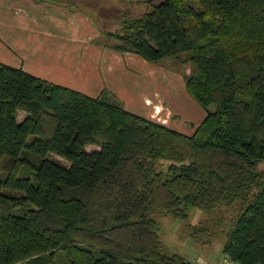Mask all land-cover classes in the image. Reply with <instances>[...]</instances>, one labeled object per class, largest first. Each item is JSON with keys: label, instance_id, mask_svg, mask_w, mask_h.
Instances as JSON below:
<instances>
[{"label": "trees", "instance_id": "16d2710c", "mask_svg": "<svg viewBox=\"0 0 264 264\" xmlns=\"http://www.w3.org/2000/svg\"><path fill=\"white\" fill-rule=\"evenodd\" d=\"M120 27L119 51L188 52L207 114L186 133L0 60V264H193L155 215L194 207L213 214L189 226L200 243L264 264V0H160Z\"/></svg>", "mask_w": 264, "mask_h": 264}, {"label": "rangeland", "instance_id": "374dc122", "mask_svg": "<svg viewBox=\"0 0 264 264\" xmlns=\"http://www.w3.org/2000/svg\"><path fill=\"white\" fill-rule=\"evenodd\" d=\"M20 1L23 2V0ZM36 1L40 2V9L50 7L51 9L54 8L52 10L54 14H66L60 16L64 20L63 23L51 20L53 25H47V27L52 28L54 35L66 40L71 39L70 37L77 33L75 38L78 39V42L74 45H68V48L65 49L62 65L59 66V69L68 66L64 69L65 73L59 72L61 75L59 79H64L62 83L75 86V88L91 95H97L104 88L108 90L114 88L115 93L121 97L127 108L186 133H192L205 117L206 109L186 89L185 75L189 74L192 68L187 59L188 52H182L179 58H166L159 62L149 61L135 53L139 60L131 61L125 52L112 47L118 40L110 36L109 32L115 33L120 30L124 13L139 16L152 9L153 5L160 0ZM27 2L33 3V0H27ZM13 11L17 15L20 13H37L40 15L36 11L32 12L26 7L18 6V4H15ZM68 14L75 16L80 29L79 32L73 31L72 24L67 19ZM56 19L61 20L58 17ZM113 53L120 55L119 62L114 59ZM1 58L0 60L3 61ZM107 60L113 62L114 72L116 71L114 79L117 82L110 83V85L108 83L109 77L107 78L103 72L104 61ZM149 66H153L155 72L149 71ZM94 71L96 74L99 72L100 81L92 82V85H89L88 78L95 76ZM144 93L154 100L159 99L160 105L145 108L142 104ZM23 115V112H20V118ZM96 148L95 145H88L89 150ZM259 167L264 169V160ZM218 214L231 215L233 211L230 209L226 211L225 208H222ZM155 217L159 221V234L165 252L181 253L193 264H208L214 258L223 257L224 239L220 234L217 237L213 236L211 243L202 244L190 231L189 226L191 224H198L205 220L212 223L213 214L211 212L194 207L190 209L188 219L175 218L161 211ZM226 260L231 261L228 257ZM231 262L235 263L234 261Z\"/></svg>", "mask_w": 264, "mask_h": 264}, {"label": "crops", "instance_id": "0c3cea01", "mask_svg": "<svg viewBox=\"0 0 264 264\" xmlns=\"http://www.w3.org/2000/svg\"><path fill=\"white\" fill-rule=\"evenodd\" d=\"M15 4L26 7L32 12L36 11L40 13V15L37 13H20L17 15L13 11ZM40 7V2L36 0H33V3L27 2V0H23V2L20 0H0V58L2 57L1 59L6 63L22 66L38 76L64 84L62 83L64 79H59V76H61L59 72L65 73L64 69L68 66H63L60 69L59 66L62 65L65 49L68 48V45H74L78 42V39L75 38L77 33L75 36L73 35L70 37L71 39L66 40L54 35L52 28L47 27V25H53L51 20L53 22L63 23L64 20H62L61 17L66 14H54V12H52L54 8L42 7L43 9H40ZM67 16V19L70 20L69 22L72 24L73 31L79 32L80 29L77 25L75 16L69 14ZM57 17L61 20L58 21V19H56ZM58 25L61 26V24ZM125 55H127L131 61L139 60V57L134 52L125 51ZM113 57L119 62L120 55L113 53ZM108 61L110 60L104 61L105 65H103V72L107 78L109 77L108 83L110 85V83L113 84V82H117V80L114 79V73L116 71L114 72L113 62ZM148 68L149 71L155 72L153 66H149ZM93 74H95V76L88 78L89 85H92V82L95 83L96 81H100L99 72L96 74V71H94ZM67 86L75 88V86L69 84ZM111 90L113 92L116 91L114 88ZM159 101V99L154 100L147 94H143L142 104L145 108L159 106ZM226 257L227 256L223 253L222 258H214V260L208 264H233L231 261L226 260Z\"/></svg>", "mask_w": 264, "mask_h": 264}, {"label": "built area", "instance_id": "2783aa9c", "mask_svg": "<svg viewBox=\"0 0 264 264\" xmlns=\"http://www.w3.org/2000/svg\"><path fill=\"white\" fill-rule=\"evenodd\" d=\"M233 263V262H232ZM233 264H238V263H233Z\"/></svg>", "mask_w": 264, "mask_h": 264}]
</instances>
